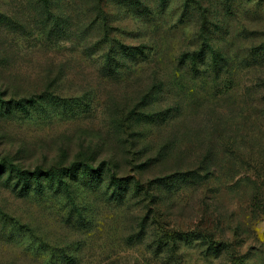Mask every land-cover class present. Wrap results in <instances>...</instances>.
Wrapping results in <instances>:
<instances>
[{
	"label": "rangeland",
	"instance_id": "obj_1",
	"mask_svg": "<svg viewBox=\"0 0 264 264\" xmlns=\"http://www.w3.org/2000/svg\"><path fill=\"white\" fill-rule=\"evenodd\" d=\"M139 1L0 0V89L61 98L0 117V157L109 163L145 189L119 203L81 175L69 204L0 177V264H264V0ZM120 45L148 57L106 77ZM199 50L220 68L193 72Z\"/></svg>",
	"mask_w": 264,
	"mask_h": 264
},
{
	"label": "trees",
	"instance_id": "obj_2",
	"mask_svg": "<svg viewBox=\"0 0 264 264\" xmlns=\"http://www.w3.org/2000/svg\"><path fill=\"white\" fill-rule=\"evenodd\" d=\"M53 1L54 0H39V3L48 10L53 7ZM129 1L132 8L135 7L136 9H140L143 7L144 10L148 11V8L139 0ZM1 17L2 16H0V18ZM87 34L88 30H80V37L84 38ZM256 52V55L264 58V50L259 49ZM117 53H120V60L122 62H117L113 55H108L103 60L104 63L102 69L105 71L106 77H119L121 69H127L128 61L140 59L145 60L142 57H148L144 46L130 47L120 45ZM207 54L206 50H199L190 55H186V58L182 59V61L187 63L190 60L189 68L197 73L200 71L201 65L220 68L221 60H224V58L222 56H217L218 54L211 56L210 58ZM208 60H211V63L208 64ZM59 99L61 100L60 96L50 89L24 96L11 95L9 91L0 89V117L15 116L17 114H21L23 117H30L33 113L38 111L39 106L52 105ZM149 117L150 116H148V118ZM6 174L10 180L16 181L17 185H22L21 190L26 193L34 191L39 194H44L46 188L50 190L56 189V192L65 189V198L69 204L70 200H68V198L71 197V186L80 181L81 175L84 177L82 182L86 186L93 187L95 191L101 188L100 183L105 180L104 176L107 175V181L111 185L110 189L112 190L109 194L110 201L122 203L129 191H135L140 195L141 192L145 190L141 182L136 180V178L120 177L119 173H117L109 163L106 164V168L100 166L97 169H94L90 162L84 160H74L69 165L63 164V166L59 165V167L53 168L37 167L34 169H28L23 167L19 162L17 163L15 159L0 157V177H3ZM181 175L182 174H179V172H176L171 177L180 178ZM189 175L194 176V174ZM194 177V180H196V178H202L197 174ZM187 178L188 177L181 176L182 180ZM167 179H170V177ZM167 179L159 178L153 180L151 184L159 183L164 187L175 190L174 182L178 183V181H174V179L171 183H163ZM132 185L134 189L132 188ZM237 264L246 263L240 261Z\"/></svg>",
	"mask_w": 264,
	"mask_h": 264
}]
</instances>
